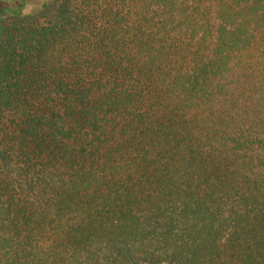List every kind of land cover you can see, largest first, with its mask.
Wrapping results in <instances>:
<instances>
[{"label":"trees","instance_id":"1","mask_svg":"<svg viewBox=\"0 0 264 264\" xmlns=\"http://www.w3.org/2000/svg\"><path fill=\"white\" fill-rule=\"evenodd\" d=\"M6 13L0 264H264V0Z\"/></svg>","mask_w":264,"mask_h":264},{"label":"rangeland","instance_id":"2","mask_svg":"<svg viewBox=\"0 0 264 264\" xmlns=\"http://www.w3.org/2000/svg\"><path fill=\"white\" fill-rule=\"evenodd\" d=\"M50 0H0V8L8 6L12 9H16L18 5H21L22 15H35L41 12L44 3H48ZM14 14L6 13L2 19L1 23H5L8 20L15 19Z\"/></svg>","mask_w":264,"mask_h":264}]
</instances>
